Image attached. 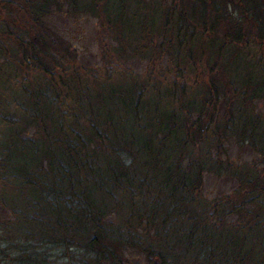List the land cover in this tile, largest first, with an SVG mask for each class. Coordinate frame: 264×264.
I'll return each mask as SVG.
<instances>
[{
    "label": "trees",
    "instance_id": "1",
    "mask_svg": "<svg viewBox=\"0 0 264 264\" xmlns=\"http://www.w3.org/2000/svg\"><path fill=\"white\" fill-rule=\"evenodd\" d=\"M154 1L102 9L120 54L128 43L141 58L169 50L164 69L94 74L69 106L61 85L16 91L29 129L4 115L14 128L0 139V264H264V0ZM3 16L0 52L13 35L21 65L48 73L65 57L38 13L37 37ZM232 146L251 156L232 158ZM208 173L234 186L207 198Z\"/></svg>",
    "mask_w": 264,
    "mask_h": 264
},
{
    "label": "rangeland",
    "instance_id": "2",
    "mask_svg": "<svg viewBox=\"0 0 264 264\" xmlns=\"http://www.w3.org/2000/svg\"><path fill=\"white\" fill-rule=\"evenodd\" d=\"M0 1L3 5L2 8L0 6V17L6 18V16H3L6 13L12 15L10 18L13 20L15 18V20H17L16 24H18L21 29L29 30L31 34L37 37L42 32V28L35 23L33 15L35 16V14L38 13L41 19L43 17L42 21L44 24L48 25L53 30V34H56V36L64 42L62 44L68 48V51L64 54L65 57L61 54H55V58L53 55V53L56 52L55 50H53L52 53L47 52L49 56L55 59L54 61L52 59L48 60L50 70L46 73L47 71L44 70L40 64H38V66L34 63L21 65V63L17 61V57H12V54H10L12 47L16 48L18 42H15L13 35H11V37L8 35L2 36L4 38V49L3 53L0 52L1 142L8 143V140H10L8 130L12 128V126L6 125V128L4 127V115L7 117L14 110L16 122L25 129H29L26 126V118L29 116L28 111L23 108H19V110L13 109L15 105H18V95L16 91L20 93L23 85L25 87L28 84H33L42 89L48 84L54 85L57 89L58 86L61 85L62 88L59 90L61 92L59 97L64 101L63 103L69 106L70 102L75 100V84L81 80L89 81L90 83L96 82L97 79L94 78V74H98L97 76L100 78H105L106 76L110 77L109 73L112 72L113 78H117V81H121L124 78L125 67H128V69L133 72L142 74L147 70H151L152 67L158 72L160 69H164V65L167 63L169 50L165 51L164 56H159L158 51L153 50V56L148 54L150 58H141L130 50L129 46L133 43H128V46L122 44L123 51H121L122 54H120L118 51L120 42L114 40L115 35L113 31L110 30L111 25H107L105 21L107 19L102 9L106 4H108L107 6H112L113 0H97L98 2H95L97 7H99L97 9H91V7L83 9L84 4L89 0ZM154 6L156 9L159 6L161 7L160 0H155ZM44 10H48V12L42 14ZM16 24L12 26L15 28ZM124 30L125 24H123V31ZM150 36L153 38L152 40H154L156 34L151 33ZM127 40L129 39L125 37L124 41ZM202 42H204L203 39L201 40V43ZM202 46H204V44H202ZM205 52L206 54L203 55H199L196 52L197 57L195 59L198 61L201 67L200 69L203 71L201 78H199L200 80L206 78L208 71V67L205 63L207 57L206 48H204V53ZM125 53L127 55V60L125 59ZM58 63L61 64V66L57 67ZM168 78L171 80L173 77L168 76ZM64 81L67 82V85ZM67 90L69 91L67 92ZM53 94L54 91L53 93L52 91L49 92V96L52 97ZM20 96L21 95H19V97ZM15 97H17V101L13 103ZM258 106L264 109V101H261ZM239 150L237 146H232L230 151L231 157L244 160L249 159L251 154L248 151L241 152ZM233 186L234 182L228 180L225 175L220 176L208 173L205 175L203 191L207 198H212L221 193L230 191Z\"/></svg>",
    "mask_w": 264,
    "mask_h": 264
}]
</instances>
